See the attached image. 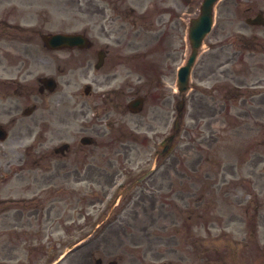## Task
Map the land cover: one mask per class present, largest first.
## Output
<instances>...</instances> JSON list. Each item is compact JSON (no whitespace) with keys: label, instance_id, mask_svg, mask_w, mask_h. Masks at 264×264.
Returning <instances> with one entry per match:
<instances>
[{"label":"rangeland","instance_id":"1","mask_svg":"<svg viewBox=\"0 0 264 264\" xmlns=\"http://www.w3.org/2000/svg\"><path fill=\"white\" fill-rule=\"evenodd\" d=\"M79 1L81 4L77 0H62L59 7L40 9L46 11V17L53 23L46 29H60L56 25L59 20L65 33L86 28L88 23L78 20L81 18L78 7L85 10L88 0ZM62 7V13H59ZM216 13L217 10L214 27L204 41L192 72V90L180 112L177 111L181 99L174 93L175 77L167 74L156 80L155 157L148 160L150 139L132 145V149L135 148L131 159L138 164H155V171L161 164H169L155 174V185L159 186L160 182L167 185L169 180L172 181L176 190L171 192L177 193L175 198L147 199L151 201L150 209L140 215H127L121 222L129 200L126 197L142 188L145 193L149 192V182L136 185L135 175L110 201L102 194L110 187L109 179H104L103 174L99 177L96 173L98 177L90 184L65 183L58 188H63L61 197L36 201L38 210L36 214L32 213L35 217H31L29 227L10 230L8 220L3 225L0 223V264H51L74 246L77 247L60 264H95L98 258L102 264L113 260L118 264H155V250L164 253L165 260L170 258L168 250L173 251L171 261L174 264H187L193 258L192 253L202 250L197 245L201 241L204 255L208 257L203 264H264V86L252 89L255 80L264 79V31L246 30L255 33L259 40L263 39V43L254 52L242 48L238 54V41L232 39L236 30L233 26L225 30ZM39 26L36 25V29ZM227 33L230 36L216 37ZM225 58L230 61L220 70L222 76L216 78L213 67ZM65 65L71 67L77 62L65 55ZM236 81L245 82L241 89L251 92L245 97V104L239 100L233 103L234 108L229 113L223 110L211 120L207 119L214 107L219 108L217 100L227 103V96L233 94ZM83 82L79 79L76 85ZM176 120L177 130L174 127ZM170 136H174L171 143L168 142ZM96 140L98 145L90 148L96 156L95 162L124 160L115 156L113 150L119 144V138H110L109 143L107 137ZM167 144L172 151L163 155L162 150ZM5 153H0V160L10 159L11 153ZM195 161H199L196 169L191 165ZM190 182L195 183L192 188ZM5 184L0 188V197L23 192L24 186L21 190L15 188V181ZM181 184L184 190H180ZM202 190L205 194L199 199ZM93 193L96 194V207L88 206ZM49 203H53V207L47 213L45 208ZM6 208L10 214V207ZM152 208L155 209L154 222L151 220ZM203 209L206 213L202 218L196 216ZM193 210L195 212L188 216ZM24 219L25 215L21 223ZM60 220L62 226L58 227ZM193 240L197 243L192 245ZM157 242L164 244L157 249Z\"/></svg>","mask_w":264,"mask_h":264},{"label":"flooded vegetation","instance_id":"2","mask_svg":"<svg viewBox=\"0 0 264 264\" xmlns=\"http://www.w3.org/2000/svg\"><path fill=\"white\" fill-rule=\"evenodd\" d=\"M200 2L89 0L87 9L78 7L79 14L88 11L90 26L82 32L88 47L70 50L49 48L43 38L58 33L34 29L27 15L30 12L20 15L11 6L0 14V153H11L9 160H0V185L15 181V188L24 186L23 192L10 193L13 197L4 199L15 206L12 212L18 219L22 213L16 206L22 204L30 217L32 201L57 198L58 193L48 192L53 189L50 187L58 191L71 181L94 183L96 173H104L110 187L103 196L109 197V190L121 176L127 180L128 174L145 173L150 163L125 161L121 170L111 161L96 163L90 149L96 143L93 137L115 132L126 135L130 120L134 122L130 129L151 133L155 140V93L146 91L149 105L143 117L129 112V102L144 92V70L155 73L156 67L173 73L180 65L184 25ZM255 6L256 0H220L218 5L227 21L263 16L262 9L253 12ZM65 52L77 65H65ZM79 79L84 82L76 85ZM150 85L155 88V76ZM84 137L93 139L92 145L83 144ZM37 148L38 160L33 153ZM129 149V145H122L124 155ZM125 168L129 171L122 174ZM149 177L148 191L155 190V165L137 183L142 186ZM159 184L157 193H145L142 188L128 195L126 214L142 211L144 200L177 195L171 192L176 188L170 180L167 185ZM184 189L181 184L180 190ZM95 195L91 206H96ZM34 207L37 211L36 203ZM51 208L52 204L46 207L48 211Z\"/></svg>","mask_w":264,"mask_h":264},{"label":"water","instance_id":"3","mask_svg":"<svg viewBox=\"0 0 264 264\" xmlns=\"http://www.w3.org/2000/svg\"><path fill=\"white\" fill-rule=\"evenodd\" d=\"M216 0H205L200 15L197 19H193L188 29V41L191 53L183 67L178 71L177 87L181 92L186 91L191 67L195 61L197 51L201 46L204 36L210 31L212 23L213 5ZM63 40L72 39L71 36L59 37Z\"/></svg>","mask_w":264,"mask_h":264}]
</instances>
